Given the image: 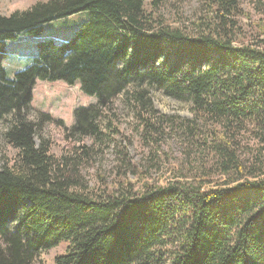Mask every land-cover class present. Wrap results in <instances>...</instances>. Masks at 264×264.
<instances>
[{
	"label": "trees",
	"instance_id": "1",
	"mask_svg": "<svg viewBox=\"0 0 264 264\" xmlns=\"http://www.w3.org/2000/svg\"><path fill=\"white\" fill-rule=\"evenodd\" d=\"M164 1L45 0L0 13V124L17 151L0 168V264H32L62 241L55 264H264V24L244 43L240 0H200L191 27L157 14ZM80 12L88 16L70 38L38 40L8 75L7 41ZM37 79L79 82L97 98L73 111L79 142L110 130L125 96L152 148L135 180L89 187L79 172L91 148L52 153L40 130L63 121L33 109ZM154 86L188 99L190 118L159 113ZM169 133L177 155L159 153Z\"/></svg>",
	"mask_w": 264,
	"mask_h": 264
},
{
	"label": "rangeland",
	"instance_id": "2",
	"mask_svg": "<svg viewBox=\"0 0 264 264\" xmlns=\"http://www.w3.org/2000/svg\"><path fill=\"white\" fill-rule=\"evenodd\" d=\"M38 1L45 0H0V13L8 15L15 10L22 11ZM199 3L200 0H166L157 7L155 12L173 25L185 24V26L191 27L192 23L201 15ZM239 3L242 10L248 13L247 16L240 17L239 23L242 28V40L246 43L256 39L259 32L258 24H264V0H240ZM148 6V1H146V7ZM87 16V12H80L46 23L39 35L33 36L35 39L21 37L22 41L9 42L7 49L30 55L33 42L36 49V43L40 39L53 38L56 41H62L70 38ZM29 57L22 59L23 57L18 58L14 54H10L2 63L8 75H11L13 67L25 66L31 59ZM36 81L31 100L33 109L48 113L53 118L63 121V125L55 124V122L44 124L40 130V136L51 140L52 153L56 157L73 155L76 152L75 148H78L80 143L91 148L90 159L80 166L79 172L88 182L89 187L111 186L120 178L135 180L139 168L142 170L147 166V159L152 148L142 143L137 129L138 120L135 118L131 106L126 102L125 96L116 97L111 110L110 130L115 127L118 132L114 133L103 127L104 134L98 137L86 136L82 142H79L77 138L69 134V129L74 123L73 111L77 107L96 103L97 98L84 94L80 90L79 82L68 85L61 80L37 79ZM149 95L153 107L164 116L190 118L191 103L188 99L168 97L156 86L149 87ZM106 121H102L103 126L108 125ZM4 125V122L0 124V168L5 159L12 158L17 152L2 138ZM35 143H39L38 137H35ZM160 145L159 153L164 150L171 155H177L181 150L180 141L175 134L165 135ZM131 170L134 173H131ZM151 172V178L155 180L157 175L152 170ZM66 247L67 242L62 241L50 249L41 251L32 264H55V256L65 253Z\"/></svg>",
	"mask_w": 264,
	"mask_h": 264
},
{
	"label": "crops",
	"instance_id": "3",
	"mask_svg": "<svg viewBox=\"0 0 264 264\" xmlns=\"http://www.w3.org/2000/svg\"><path fill=\"white\" fill-rule=\"evenodd\" d=\"M17 41H22V40H17ZM9 42H13V43H15L16 41H13V40L7 41V42H6V45H7ZM33 44H34V42L32 43V48H31V50H30V53H32ZM11 53H15V54H17L16 57H18V58L23 57L22 59H24V58H28V56H29V55H27V54L24 53V52H23V53H18L17 51H14V50H12ZM27 64H29V62H27L26 65H27ZM26 65H25V66H26ZM25 66H23V67H25ZM23 67H20V66L15 67V66H14V67H13V70L21 69V68H23ZM12 74H13V72L11 73V75H12ZM36 82H37V81H36ZM35 85H36V83H35ZM33 89H34V88H33Z\"/></svg>",
	"mask_w": 264,
	"mask_h": 264
}]
</instances>
